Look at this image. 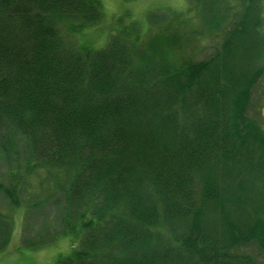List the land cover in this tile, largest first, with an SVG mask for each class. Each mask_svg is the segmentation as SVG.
<instances>
[{
	"label": "trees",
	"instance_id": "obj_1",
	"mask_svg": "<svg viewBox=\"0 0 264 264\" xmlns=\"http://www.w3.org/2000/svg\"><path fill=\"white\" fill-rule=\"evenodd\" d=\"M216 1L191 2L208 17L204 31L221 22ZM245 1L238 33L194 62L184 58V25L170 27L183 13L171 11L148 39L132 22L93 50L60 30L97 22L100 0H0V154L10 180L0 193L25 206L26 220L42 216L24 248L73 235L57 264H253L228 250L264 248L262 217L221 210L216 239L203 224L205 208L238 203V193L264 200V133L247 116L264 36L260 0ZM161 16L149 13L147 24ZM11 224L0 214V251Z\"/></svg>",
	"mask_w": 264,
	"mask_h": 264
},
{
	"label": "rangeland",
	"instance_id": "obj_2",
	"mask_svg": "<svg viewBox=\"0 0 264 264\" xmlns=\"http://www.w3.org/2000/svg\"><path fill=\"white\" fill-rule=\"evenodd\" d=\"M192 0H100L101 3V18L92 25L86 26L77 33H70L60 30L65 38L72 40L80 49L89 48L93 50L104 48L111 35L118 33L122 27L134 22L141 27V33L144 38L152 36L157 29L170 25L173 13H183L179 19L173 20L171 30L177 24L184 25L183 30L188 35L187 42L183 47L184 58L189 61L200 62L208 60L217 50H222L224 40L227 38L232 29L238 33L239 23L242 21V9H244L245 0H217L213 3V17H217L221 22L216 28L204 31L208 17L202 19L200 12H192ZM217 3V4H216ZM216 4V5H215ZM257 6H261V30L259 33L264 36V0H260ZM155 12L157 15H162L161 19L156 20L153 25H148L147 15ZM207 14V12H205ZM256 13L257 17L260 15ZM190 19H187L186 18ZM238 25V26H237ZM151 29L146 33V28ZM159 26H161L159 28ZM127 28V27H126ZM146 36V37H145ZM233 38V37H232ZM230 39V37L228 38ZM236 38L234 39L235 42ZM233 42V43H234ZM238 46V42L236 44ZM176 50V49H174ZM261 60H264V56ZM263 65V61H259L256 67ZM247 116L252 118L259 128L264 133V75L260 77L256 85L253 86L250 96V107L247 111ZM8 169L0 154V181L6 183L8 179ZM257 191L264 196V188L260 184L257 186ZM256 187V188H257ZM254 188V189H256ZM238 193V203L232 198H226V203L222 207H214L209 205L205 208L206 215L203 222L206 231L209 230L210 238H219L221 227L215 225V220L221 215V210L226 212V215L235 220H244L252 215L264 219V200L256 194ZM243 196L247 198L244 199ZM43 213L49 214L52 218L54 210L52 207H47ZM0 214L4 215L8 220H11V236L7 245L0 251V262L2 264H57V262L69 256L74 246L73 235H67L59 238L55 242L41 247L37 250L24 248L21 243V238L27 235L33 238L32 229H39V223L42 216L26 220V208L13 207L8 200L0 193ZM28 219V218H27ZM236 219V220H237ZM30 221L31 225L27 228L25 223ZM58 230V225L52 228L51 231ZM214 241V240H213ZM215 242V241H214ZM230 255H245L253 264H264V248L260 247L256 242H251L248 245L240 244L229 249Z\"/></svg>",
	"mask_w": 264,
	"mask_h": 264
},
{
	"label": "snow or ice",
	"instance_id": "obj_3",
	"mask_svg": "<svg viewBox=\"0 0 264 264\" xmlns=\"http://www.w3.org/2000/svg\"><path fill=\"white\" fill-rule=\"evenodd\" d=\"M0 264H2V262H0Z\"/></svg>",
	"mask_w": 264,
	"mask_h": 264
}]
</instances>
